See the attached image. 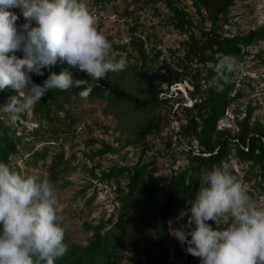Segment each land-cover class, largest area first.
I'll use <instances>...</instances> for the list:
<instances>
[{"label": "trees", "instance_id": "16d2710c", "mask_svg": "<svg viewBox=\"0 0 264 264\" xmlns=\"http://www.w3.org/2000/svg\"><path fill=\"white\" fill-rule=\"evenodd\" d=\"M116 1L118 0H94V4L105 8L104 4ZM124 1L130 4L128 0ZM238 1L247 0H191L195 17L185 5L181 6V0L132 1L144 2L145 5L165 3L172 12L169 22L175 29L187 35V38L180 41L183 53L180 54L179 49L173 48L169 49V58L158 48L153 54L150 53L146 45L150 36L137 35L139 24L135 23L131 26L133 37L129 45L136 50L137 55L134 61L125 59L132 71L127 77L119 76L116 72L107 73L94 85L90 94L92 97L106 100L108 104L125 105L122 109L124 119L126 116L136 115L130 133L133 134L130 135L133 139H128L127 144L142 145V153L133 165H113L108 171L103 170L100 177L93 174L94 178L115 186L117 215L114 219L100 221L95 225L86 222V231L92 230L86 245L68 243L65 235L67 254L56 259L54 264H122L125 240L133 237L137 223L140 227H147L149 235L147 240H144V247L137 250L138 264H143L142 254L151 257L149 264H168L169 244H173L177 254L184 258L187 264H200V258L186 254V245L182 248L176 238L170 235L169 221L176 222L180 212L189 207L188 203L194 199L200 187L198 176L201 170L226 164L233 175L235 170L230 163L236 159L248 164L250 169H256V186L264 192V121L255 117L256 105L252 100L242 106L240 100L244 96L243 86H238L235 81L229 79L233 71H225L221 76L215 72V65L225 56L232 58L238 65L251 55V47L264 41V20L262 24L248 31L230 33L226 28L231 23L232 7ZM14 11L18 13L17 9ZM135 15L136 12L128 8L122 13V16L131 17L132 20ZM101 22L103 21H99L98 30L102 28ZM17 23H24L22 16ZM114 48L127 50V45L116 44ZM158 62L160 65L156 64ZM66 67V64L57 63L51 69H44L43 76L33 75L32 80L36 84H42L50 71L59 73ZM70 70L77 78H89L86 73L76 69ZM178 83H185L188 88L187 96L181 99H176L169 93L173 85ZM79 91L81 89L76 88L69 91L49 90L33 108V118L38 123L36 129L41 128L44 121L48 124L60 122L69 132L74 133L73 124L78 117L74 116L68 122L62 121L58 112L65 111L63 100L70 95H79ZM176 91L182 94L180 89ZM11 95H15L12 90L0 91V106H3ZM171 100L179 104L176 110L175 103H171ZM162 106L168 107V114L159 113ZM229 111L233 116V124L220 126L219 121ZM27 118L26 114L20 122L12 125L7 115L0 112V162L7 163L20 173L21 168L13 166L10 158L21 152V149L25 151L23 155L29 154L26 163L30 166L37 165L38 161L46 156L45 151L23 145V137L18 134V129ZM167 119H176L178 128H172L171 133L166 136V146L172 148V137L175 136L180 144L186 143L189 147L183 149L186 154L184 164H179L168 173L159 174L157 168L151 166L156 162L155 159L147 161L148 151L154 148L150 138L162 134L163 120ZM36 129L30 134L35 135L38 141L54 145L59 139L60 129L56 125H50L52 136L49 137L44 134L38 137ZM102 144L100 149H91L89 158L118 152V149L105 141H102ZM171 156L176 164L178 157L173 154ZM64 161L63 154L59 153L58 159L54 160L52 165V179L57 178V172L66 173ZM122 178H126L125 184ZM248 192L254 196V192ZM138 208L140 215L135 221L132 214ZM182 223H185V220L179 221V224ZM208 223L213 228L216 227L214 222ZM108 224L113 226L107 229Z\"/></svg>", "mask_w": 264, "mask_h": 264}, {"label": "clouds", "instance_id": "9594fccd", "mask_svg": "<svg viewBox=\"0 0 264 264\" xmlns=\"http://www.w3.org/2000/svg\"><path fill=\"white\" fill-rule=\"evenodd\" d=\"M21 16L24 23L18 24ZM97 20L83 0H0V91L15 92L0 112L10 124L20 122L49 90L81 89L86 99L107 73L127 68L125 59L111 55ZM57 63L67 67L50 71L42 84L33 82V75L43 76ZM70 69L89 78H77ZM235 69L228 56L215 65L218 76ZM198 179L194 199L176 217L185 223L173 227L169 221L170 235L200 264H264V202L249 195L226 164L202 169ZM56 205L49 180L0 162V264H54L67 254Z\"/></svg>", "mask_w": 264, "mask_h": 264}, {"label": "rangeland", "instance_id": "374dc122", "mask_svg": "<svg viewBox=\"0 0 264 264\" xmlns=\"http://www.w3.org/2000/svg\"><path fill=\"white\" fill-rule=\"evenodd\" d=\"M132 1L128 0L130 4H127V1L124 0L104 4L107 18L101 22L102 28L99 31L112 44L111 55L117 59L129 58L131 61L135 60L137 52L129 45L133 37L131 26L135 23L139 24L137 33L142 32L143 36H150V41L146 44L150 53L153 54L155 49L158 48L164 52L166 58H169L171 55L169 49L173 48L179 49V53L182 54L183 47L180 46V41L187 38V35L175 29L169 22L172 12L166 7L165 3L158 2L145 5L144 2ZM181 1V6L185 5L195 17L196 13L191 6V0ZM83 2L92 12L94 0H83ZM127 8L136 12L134 19L129 20V22H125L122 17V13ZM231 16V23L226 26L230 33L255 28L262 24L264 20V0L238 1L232 7ZM98 24L97 21L96 27H98ZM116 44H126L127 50L114 48ZM250 51L251 55L236 65V69L229 79L235 81L238 86H243L244 96L240 100L242 106L244 107L249 100H252L253 104L256 105L255 117L264 121V52L259 55L264 51V41L251 47ZM131 53L132 56H130ZM139 64H141V61H139ZM156 64L160 65L159 62ZM131 71V67L127 65L125 71L116 72V74L127 77ZM176 89H180L182 94H179ZM187 89L185 83L174 84L169 93L172 97L181 99L187 96ZM63 101L65 102V111L58 112L62 121L67 120L68 122L72 117H78L76 123L73 124L74 133L69 132L60 122L48 124L44 121L42 127L36 129L38 123L34 121L32 109L27 113L28 118L27 121L23 122L24 126H19L18 134L23 137V145H30L34 150L41 152L45 151L46 156L40 159L35 166L26 163L30 156L28 153L23 155L25 152L23 149L10 159L13 166L17 165L21 168V174L35 175L39 179H47L52 183L56 190L58 223L65 229L66 241L86 245L92 235V230L86 231L85 229L86 222L95 225L100 221L114 219L117 215L115 186L94 178L93 174L95 173L100 177L103 170L108 171L113 165L135 164L142 153V145L127 144L128 139H133V136L130 137L133 134L130 133L133 130L132 126L136 115L126 116L124 119L122 109L125 108V105L122 103L108 104L106 100L94 98L91 95L86 99L81 98L79 95H70ZM172 102L175 103L174 110H176L179 104L174 100H171ZM164 106L159 110V113L168 114L166 111L168 107L165 108ZM68 115L70 116L68 117ZM219 123L222 127L232 125L233 116L231 112L229 111ZM50 125H56L60 129L59 139L54 142V145L38 141L35 135L30 134L36 129L38 137L42 134L46 137L52 136ZM163 126L164 130L161 135L151 136L154 139L150 138L154 148L148 151L147 160L152 161V159H155L156 162L151 166L156 167L159 174L168 173L179 164H184L186 154L183 149L189 147L186 143L180 144L173 136L172 148L169 149V146H166V136L171 133L172 128H178V121L176 119L163 120ZM24 127L26 130H23ZM102 141L118 149V152H108L98 155L94 159L89 158L88 155L91 153V149H100L103 146ZM59 153L63 154L65 160L63 167H67V171L66 173L57 172L55 174L57 178L54 180L50 175L54 160L58 159ZM171 154L178 157L176 164L173 163L175 159ZM230 164L235 170L233 175L248 190L254 192V196L249 195L259 202H264V192L256 186V169L252 170L248 164L241 163L236 159H233ZM121 180L123 184L127 182L126 178ZM139 215L140 210L138 208L133 212L132 219L138 220ZM172 222L173 227L180 226L179 223ZM112 226L108 224L107 229ZM133 233L132 238L125 240L122 264H138L137 250L144 247V240L149 237L147 227H140L138 223ZM176 241L178 240L176 239ZM180 245L184 248L183 244L180 243ZM169 247L168 264H187L184 258L177 254L173 244H169ZM149 259L151 257L148 254L141 255L143 264H149Z\"/></svg>", "mask_w": 264, "mask_h": 264}, {"label": "built area", "instance_id": "2783aa9c", "mask_svg": "<svg viewBox=\"0 0 264 264\" xmlns=\"http://www.w3.org/2000/svg\"><path fill=\"white\" fill-rule=\"evenodd\" d=\"M92 12L98 17V20H97L98 22L104 21L103 19L107 18L106 10L99 5H93ZM122 17H123V20L125 22H129V20H132V18L128 17V16H122ZM136 34L141 36V37H144V36H142L141 33H136Z\"/></svg>", "mask_w": 264, "mask_h": 264}]
</instances>
